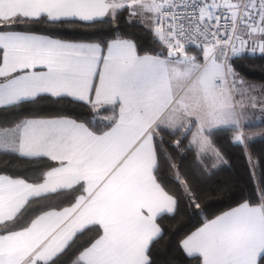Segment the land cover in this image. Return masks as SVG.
<instances>
[{
	"label": "snow or ice",
	"instance_id": "1",
	"mask_svg": "<svg viewBox=\"0 0 264 264\" xmlns=\"http://www.w3.org/2000/svg\"><path fill=\"white\" fill-rule=\"evenodd\" d=\"M121 20L155 47L118 27L98 41L54 34ZM257 56L264 0H0V114L15 117L0 123V165L35 166L0 172V264H157L159 220L202 211V185L228 163L218 134L255 168L264 83L235 65ZM44 103L92 117L41 115ZM172 152L194 167L182 172ZM179 248L195 264H264V191L205 218Z\"/></svg>",
	"mask_w": 264,
	"mask_h": 264
},
{
	"label": "trees",
	"instance_id": "2",
	"mask_svg": "<svg viewBox=\"0 0 264 264\" xmlns=\"http://www.w3.org/2000/svg\"><path fill=\"white\" fill-rule=\"evenodd\" d=\"M112 27H118L122 32L133 33L142 51H151L155 47L152 37L147 32L140 27H131L123 20L118 26L63 28L56 30L54 34L73 41H98L110 38ZM32 30L47 31L43 25H33ZM235 67L248 80L264 83V59L258 56L248 57L238 61ZM39 110L41 115H54L57 111L62 110L64 114L86 123L92 117L88 106L82 104L58 106L44 103L39 106ZM11 119H15V117L9 113L0 114V123ZM215 141L228 163L216 169L207 178V183L202 185L211 192V197L202 201V211L196 214L183 212L175 217L165 216L159 220L165 236L154 248L157 264H195V261L188 258L179 248L180 239L199 227L205 218H213L221 212L235 207L245 199L255 202L259 199L260 193L264 191V138L255 139L249 146L252 162L255 164L254 169L249 163L245 150L230 143L229 134H218ZM169 151H172L170 147ZM172 154L182 172H187L194 167V156L191 153L172 152ZM34 167L33 164L23 160H12L7 167L0 165V172L6 171L9 174L23 176L31 174ZM165 175L169 178V183L172 184L170 179L172 174L166 172ZM71 255L70 253L65 260H69Z\"/></svg>",
	"mask_w": 264,
	"mask_h": 264
},
{
	"label": "rangeland",
	"instance_id": "3",
	"mask_svg": "<svg viewBox=\"0 0 264 264\" xmlns=\"http://www.w3.org/2000/svg\"><path fill=\"white\" fill-rule=\"evenodd\" d=\"M259 131H261V129L260 130H253V132H259ZM257 138H264V136H257L256 139Z\"/></svg>",
	"mask_w": 264,
	"mask_h": 264
}]
</instances>
